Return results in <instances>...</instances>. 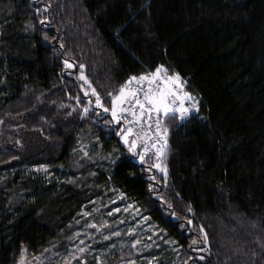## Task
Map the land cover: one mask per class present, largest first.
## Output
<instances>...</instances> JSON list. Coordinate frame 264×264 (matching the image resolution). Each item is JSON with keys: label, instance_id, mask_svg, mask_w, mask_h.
<instances>
[{"label": "trees", "instance_id": "1", "mask_svg": "<svg viewBox=\"0 0 264 264\" xmlns=\"http://www.w3.org/2000/svg\"><path fill=\"white\" fill-rule=\"evenodd\" d=\"M65 59L85 65L105 107L129 76L160 64L180 74L199 111L163 124L166 186L108 114L82 115L76 97H95ZM81 141L88 158L72 153ZM41 165L58 186L31 173ZM109 188L178 247L165 264H264V0H0V264L57 251L79 208Z\"/></svg>", "mask_w": 264, "mask_h": 264}, {"label": "rangeland", "instance_id": "2", "mask_svg": "<svg viewBox=\"0 0 264 264\" xmlns=\"http://www.w3.org/2000/svg\"><path fill=\"white\" fill-rule=\"evenodd\" d=\"M152 87L155 88V85ZM35 141L38 140L30 138V143L35 144ZM120 143L123 145L122 141ZM91 150L90 144L81 141L72 153L88 158ZM85 152L88 153L87 156L84 155ZM98 168L105 174L108 172L107 166L100 165ZM30 170L35 177H43L55 187L62 181L60 172H55L53 168L35 166ZM135 241L140 243L133 247ZM119 250H131L133 256L138 255L137 260L130 257L121 264H165L172 261L178 253V247L162 238L154 223L140 214L119 191L109 188L103 196L96 197L79 208L69 222L66 237L57 251L53 248L47 255L23 257L18 264H101Z\"/></svg>", "mask_w": 264, "mask_h": 264}, {"label": "snow or ice", "instance_id": "3", "mask_svg": "<svg viewBox=\"0 0 264 264\" xmlns=\"http://www.w3.org/2000/svg\"><path fill=\"white\" fill-rule=\"evenodd\" d=\"M41 23L43 22L41 21ZM63 63L67 69L78 67V79L83 81L81 88L84 91V96L89 97L91 95L95 97L94 101L88 99L87 103H83L80 97H76L77 103L82 104V115H90L92 112H96L97 109L103 110L102 113L97 112V118L110 113L111 122L119 128V131L115 133L116 136L123 142V145L127 147L128 152L133 157H139L141 164L145 162L146 146H144L145 150L138 151V141L145 139V125H147L149 131H152L153 124L155 125V139L157 143L161 140H163V143L157 148L155 152L157 162L151 167L158 169L164 174L163 180L166 186L168 173L161 160L166 156L164 149L167 145V140L164 137H166L168 129L163 127V124L167 119H178L179 122L183 123L190 117L192 112L199 111L197 97L186 90V82L180 74L178 72L170 73L165 65L160 64L151 72H144L139 76H129L125 83L119 87L118 91L106 93V97L111 99V104L110 107H105L100 93L84 74L85 65L79 64L76 66L67 59ZM69 74L71 75V73ZM145 83L148 85L146 89L144 88ZM133 84L136 87H133ZM152 85H155V88ZM137 125L140 127H136ZM134 127H136L135 133L133 131ZM152 146L156 147L155 144ZM84 155L87 156L88 153L85 152ZM113 163H115V160H113ZM40 167L44 168L45 166L41 165ZM151 180H156V177L153 175ZM149 190L150 192L156 191L155 186L151 183L149 184ZM116 211H119V209H116ZM188 211H192L191 207L188 208ZM187 223L191 225L192 220L189 219ZM92 227H95V225H92ZM181 227H184V225H181ZM199 231L203 233V243L207 244L208 238L204 227L199 226ZM115 234L119 235V233ZM105 239H109V237H105ZM198 242L197 239L192 240V244ZM138 243L140 241H135L133 247ZM80 251L83 252V249H80ZM200 259H203V257H200Z\"/></svg>", "mask_w": 264, "mask_h": 264}, {"label": "built area", "instance_id": "4", "mask_svg": "<svg viewBox=\"0 0 264 264\" xmlns=\"http://www.w3.org/2000/svg\"><path fill=\"white\" fill-rule=\"evenodd\" d=\"M133 87H136L135 84H133ZM148 87V85L145 83L144 84V88L146 89ZM131 118V117H129ZM123 123V122H121ZM136 127H140L139 125H137ZM136 127H134L133 131L135 133L136 131ZM154 129H155V125L153 124V130L149 131L147 129V125L144 126V136L145 139L142 141H138V143L141 145L140 149L141 150H145L146 146V155L149 157H152L156 162H157V157L155 155V152L157 150V148H159L161 146V144L163 143V140H161L159 143H157L156 139H155V135H154ZM156 145V147H153L152 145ZM164 151H166V147L164 149Z\"/></svg>", "mask_w": 264, "mask_h": 264}]
</instances>
